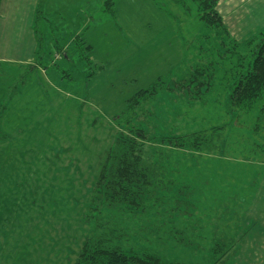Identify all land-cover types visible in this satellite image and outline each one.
<instances>
[{"label": "rangeland", "instance_id": "374dc122", "mask_svg": "<svg viewBox=\"0 0 264 264\" xmlns=\"http://www.w3.org/2000/svg\"><path fill=\"white\" fill-rule=\"evenodd\" d=\"M36 3V40L28 45V30L17 32L7 39L20 48L0 49L12 58L0 59V264H71L88 237L113 225L124 251L188 264H264V97L231 106L227 93L264 28L236 38L207 25L190 0H112V11L105 0ZM253 6L264 14V0ZM256 18L250 26L264 15ZM80 37L90 51L77 45ZM203 67L209 71L199 75ZM158 76L144 115L148 139L160 146L167 136L224 125L230 152L220 156L229 165L204 169L216 174L209 185L153 178L142 211L91 214L90 191L118 127L129 115L137 124L143 118L120 115L126 100ZM158 195L164 202L149 206Z\"/></svg>", "mask_w": 264, "mask_h": 264}, {"label": "trees", "instance_id": "16d2710c", "mask_svg": "<svg viewBox=\"0 0 264 264\" xmlns=\"http://www.w3.org/2000/svg\"><path fill=\"white\" fill-rule=\"evenodd\" d=\"M105 1L108 3V7L105 9L112 11V0ZM190 1L195 5L196 10H198L201 20L210 26L218 25L227 33L222 16L216 8L218 0ZM78 43V46L81 45L83 49L90 51L91 45L84 44L82 39ZM200 45H198L200 51L198 50V46L196 48V56L200 55L199 57L203 56V52H206L203 44ZM87 51L83 57H86L88 62L91 63ZM250 56L251 59L246 72L241 73L236 79L232 76L231 80H234L231 86L228 87L230 89L227 92L229 96L228 104L231 106L243 103L247 104L257 97H264V93L262 94L264 92V37L253 43V50ZM237 59H242L240 54H238ZM198 68L199 64L195 63L193 72H198ZM209 68L205 67L198 74L202 75V73L208 72ZM197 76L195 73L194 79L191 78V82L195 81ZM159 77L146 87L136 91L126 100L125 107L120 115L125 116L127 113H133L132 115L135 117L136 114L140 113L141 116L143 115V118L140 119L139 117V125L136 122L137 120L130 119L131 115H129L127 119L124 118L126 119L125 121L122 120L123 125L120 128L118 127L119 130L116 131L114 139L104 157L105 159L95 175V180L90 191L92 192V204L88 206V211L91 214L95 210L100 212L101 209L106 207L116 208V206L121 210L135 211L138 209L142 211L145 208L143 198L151 194L149 193V185L152 183L153 178L161 180L160 175L169 174L172 178L174 175L180 176L182 182L187 183H185V186L188 185L189 181H194V183L198 181L200 184L209 185L207 182L210 179L208 178L216 176V174L210 175L211 172L216 173L220 167L229 165L228 161H225L224 157L220 156L221 154L224 156L225 154L228 155L230 152L226 150L229 146L228 143H226L227 146L224 145L223 138L221 137L224 125H211L205 129L193 130L188 134L180 136H167L159 139L160 146H157L148 139L147 125L151 122L146 120L147 117H144V115L145 111H147V103L156 96L158 87L161 86L157 83ZM226 78V81L230 79L229 76ZM210 79L211 76L205 77V81L196 84V92L190 95V98H198L201 91L197 89L204 84L206 86L210 84ZM189 87L188 85V89ZM155 110L157 111V109ZM155 110L153 112H156ZM135 111L136 114H134ZM120 124L119 120L118 125ZM204 169L211 172H207ZM186 172H188L187 175H185ZM157 201L160 203L164 202L163 198L158 195L153 197L151 202L148 201L149 206H152ZM177 211L180 212L182 210L179 208ZM165 216L174 217L175 208L173 207L169 214ZM113 227L115 225L108 227L110 234L100 230L95 235L88 237L71 264H188L178 260H163L159 254L151 251L139 252L134 249L124 251L119 245H115L114 243L115 241L118 242V240L116 237L113 238V231L117 232L118 229L116 227L113 229ZM108 229L105 230L108 231Z\"/></svg>", "mask_w": 264, "mask_h": 264}, {"label": "crops", "instance_id": "0c3cea01", "mask_svg": "<svg viewBox=\"0 0 264 264\" xmlns=\"http://www.w3.org/2000/svg\"><path fill=\"white\" fill-rule=\"evenodd\" d=\"M252 0H219L217 9L222 16L226 29L237 38H248L251 31H257L264 28V18L257 22L256 25L250 26L249 23L256 21V17L263 16L256 6L250 7ZM39 9H37L36 0H1L0 2V49H12L15 53L20 46L10 41L9 38L13 33L27 32L29 33L27 44L35 41V37L31 34L33 26L31 23L36 17ZM261 14V15H260ZM249 35V36H248ZM9 40V41H8ZM24 42V40L22 41ZM89 44V43H88ZM90 45V44H89ZM23 48V43L21 44ZM7 53V50H5ZM13 53V54H14ZM14 57V56H13ZM12 59L10 55L0 54V59Z\"/></svg>", "mask_w": 264, "mask_h": 264}]
</instances>
